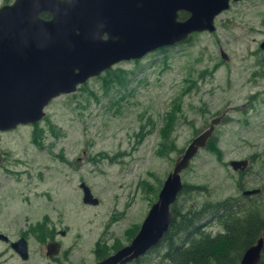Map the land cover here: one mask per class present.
Here are the masks:
<instances>
[{
  "label": "rangeland",
  "instance_id": "obj_1",
  "mask_svg": "<svg viewBox=\"0 0 264 264\" xmlns=\"http://www.w3.org/2000/svg\"><path fill=\"white\" fill-rule=\"evenodd\" d=\"M263 18L264 0L235 4L215 32L121 61L107 81L102 72L54 98L37 125L0 131V230L55 225L67 231L60 252L72 247L73 260L85 264L114 252L137 232L175 159L220 116L213 136L222 158L200 149L180 175L204 188L177 203L183 209L259 188L253 203L263 205ZM172 108V145L160 151ZM245 158L251 166L240 177L229 161ZM80 182L97 205L83 203ZM38 246L31 243L30 256L45 263ZM163 252L160 244L135 264H169Z\"/></svg>",
  "mask_w": 264,
  "mask_h": 264
},
{
  "label": "water",
  "instance_id": "obj_2",
  "mask_svg": "<svg viewBox=\"0 0 264 264\" xmlns=\"http://www.w3.org/2000/svg\"><path fill=\"white\" fill-rule=\"evenodd\" d=\"M230 0H16L0 9V130L36 122L48 102L70 94L91 77L124 60L140 59L156 49L189 39L193 32L213 31V19ZM179 11L188 13L179 19ZM46 12L45 20L39 13ZM5 16V18L3 17ZM10 18V19H9ZM7 19V20H6ZM6 20V21H5ZM264 48V41L260 45ZM222 58L226 55L222 52ZM221 120L185 147L162 182L156 200L129 243L96 264H125L156 245L168 230L171 205L183 188L181 171L203 149ZM248 160L233 159V171H244ZM82 201L97 205L90 188L80 182ZM259 188L242 194L259 193ZM20 253L27 257L21 243ZM260 237L241 255L240 264H257ZM52 253L57 252L55 245Z\"/></svg>",
  "mask_w": 264,
  "mask_h": 264
},
{
  "label": "trees",
  "instance_id": "obj_3",
  "mask_svg": "<svg viewBox=\"0 0 264 264\" xmlns=\"http://www.w3.org/2000/svg\"><path fill=\"white\" fill-rule=\"evenodd\" d=\"M166 50V49H161ZM103 80L107 81L112 74L111 68L106 70ZM122 82V78H117ZM84 84L79 88H83ZM172 108L164 126L160 128L162 141L160 151L167 147L175 112ZM205 149L221 160L222 153L213 134L208 138ZM244 171H238L241 177ZM240 186V185H239ZM203 185L183 183L181 193H194L203 189ZM242 189V186L239 187ZM260 192L254 195L228 196L217 201H204L199 205L180 208L176 201L171 205L172 219L168 230L162 239L151 249L160 244L164 245L163 257L169 264H240L244 250L255 243L258 238L263 239L261 259L258 264H264V204L253 203V198L260 197ZM178 195V196H179ZM178 198V197H177ZM219 227L212 233L211 225ZM150 249V250H151Z\"/></svg>",
  "mask_w": 264,
  "mask_h": 264
},
{
  "label": "flooded vegetation",
  "instance_id": "obj_4",
  "mask_svg": "<svg viewBox=\"0 0 264 264\" xmlns=\"http://www.w3.org/2000/svg\"><path fill=\"white\" fill-rule=\"evenodd\" d=\"M15 1L16 0H0V9H2L3 7H7V6H10V5L14 4ZM242 1H246V0H230L228 8L225 9V10H222L220 13H218L214 17V19H213V25H214L213 31L204 30V31H200V32H209V33L215 32L216 28L218 27L217 26V18L219 17V15L224 13V12L230 11V9L233 8L235 4H238V3L242 2ZM3 17L5 18V16H3ZM39 17L42 18V19H45V20L50 18L49 14L46 13V12L39 13ZM187 17H188V13L187 12L179 11V19L180 20H184ZM263 23H264V18H263ZM195 33H198V32H193L190 35L189 39ZM186 41H184V42H186ZM263 41H264V39L259 43V47H260V45H261V43ZM184 42H181V43H184ZM181 43H177V44H181ZM177 44H174V45H171V46L162 47V48H159V49H156V50L167 49V48L175 46ZM261 49L264 50V48H261ZM225 60H226V58H225ZM56 97H54V98H56ZM54 98H52L48 102V104ZM44 112H45V108H44ZM45 115H46V113H45ZM43 118L44 117H42L40 120H38L36 122H33V123L32 122H28V123H24V124H18L17 127L18 126H35ZM0 131H8V130H0ZM66 232L67 231H65L63 229L56 228V226L52 225V224H46L43 227V226H40V225H38L36 223V224H32V225L27 226L25 229H20L18 227H14V226H6L2 230H0V264H85L83 258H78L77 262H75V260H73L74 255H73L72 247H68L67 246L66 248H64L60 252V249L62 248V240L61 239L66 235ZM32 242H34L35 244L39 245L38 248L39 247L42 248V249L39 248V252H40V250L44 252L43 253V257L46 260L45 263H40L36 259H32L31 258V256H30V252H31L30 251V245H31ZM21 243H25L26 244L27 253H28L27 257H24L20 253V248L22 246ZM55 245L57 246V252L56 253H52L51 249ZM146 253H144L143 255H145ZM109 254H111V253H109ZM109 254H107V255H109ZM107 255H105V256H107ZM143 255H141L137 259H134V260H132V261H130L128 263H125V264H135V262L138 259H140ZM105 256H101V257H97L96 256L95 260L92 263H90V264H96L98 261H100Z\"/></svg>",
  "mask_w": 264,
  "mask_h": 264
},
{
  "label": "bare ground",
  "instance_id": "obj_5",
  "mask_svg": "<svg viewBox=\"0 0 264 264\" xmlns=\"http://www.w3.org/2000/svg\"><path fill=\"white\" fill-rule=\"evenodd\" d=\"M105 71H106V70H105ZM84 83H85V82H84ZM84 83H83V84H84ZM81 85H82V84H81ZM74 92H75V91H74ZM221 118H222V117H221ZM220 121H221V120H220ZM215 126H216V125H215ZM214 128H215V127H214ZM213 131H214V130H213ZM212 134H213V132H212ZM204 148H205V147H204ZM182 182H183V181H182ZM183 183H184V182H183ZM179 193H180V192H179ZM178 195H179V194H178ZM177 197H178V196H177ZM176 199H177V198H176ZM175 201H176V200H175ZM161 239H162V238H161ZM161 239H160V240H161ZM154 246H155V245H154ZM152 247H153V246H152ZM149 249H150V248H149ZM149 249H148V250H149ZM148 250H147V251H148ZM147 251H146V252H147ZM261 251H262V250H261ZM146 252H145V253H146ZM139 257H140V256H139ZM260 259H261V257H260ZM259 261H260V260H259ZM257 264H258V263H257Z\"/></svg>",
  "mask_w": 264,
  "mask_h": 264
}]
</instances>
